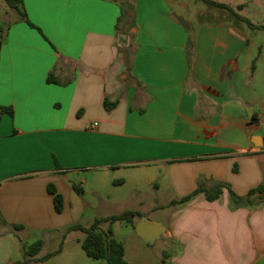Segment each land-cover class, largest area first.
Returning <instances> with one entry per match:
<instances>
[{"label":"crops","instance_id":"obj_1","mask_svg":"<svg viewBox=\"0 0 264 264\" xmlns=\"http://www.w3.org/2000/svg\"><path fill=\"white\" fill-rule=\"evenodd\" d=\"M9 8L0 30V264L32 262L22 255L31 243L16 233L60 232L80 197L73 185L88 176L106 202L141 203L144 185L165 194L149 211L167 219L136 222L167 228L161 239L173 252L158 264H264V201L230 205V192L264 186V57L245 30L225 19L194 28L172 0H137L128 12L106 0H22L24 16ZM126 184L122 197L104 194ZM198 187L221 194L174 203Z\"/></svg>","mask_w":264,"mask_h":264},{"label":"rangeland","instance_id":"obj_2","mask_svg":"<svg viewBox=\"0 0 264 264\" xmlns=\"http://www.w3.org/2000/svg\"><path fill=\"white\" fill-rule=\"evenodd\" d=\"M111 3H118L127 12L134 8L137 0H106ZM174 11L181 16L184 21L196 28L201 24H209L219 19H225L238 27L245 30L250 39L251 48H255V53H261L264 57V32L251 28L245 21L240 20L234 13L229 10L213 6L205 3L203 0H172ZM222 4H226L235 9L236 13L246 18L252 24H264V0H210ZM178 3L185 4L182 11ZM241 5L242 10L237 7ZM10 8L5 0H0V30L5 31L8 24L12 22V18H8ZM11 13V12H10ZM263 64V65H262ZM261 64V71L264 73V60ZM263 134V133H262ZM91 175V174H90ZM86 185H83L84 194L80 195L77 201L73 203L74 210L71 216H65L62 219L65 227L60 231H52V233H42L39 231L16 233L17 238L34 243L38 240L43 241L44 247L38 256L45 257L50 253H54L62 245V253L54 254L52 257L39 262H28L26 264H106L103 259H93L88 257L81 248L80 242L85 238L82 231L67 230L74 224H81L88 228L96 218L108 217L120 214L125 211L137 210L142 216H147L149 220H154L164 215V211L151 212V206L156 204H165V194H155L153 189L148 186H142L144 193L142 194V202H136L134 198H128L125 201L106 202L100 200L91 192L92 176H88ZM78 185L81 183L78 182ZM112 187V186H111ZM131 185L126 184L121 187H112L104 189V194H118L122 197L128 193ZM152 191H151V190ZM116 196V195H115ZM167 213V212H166ZM165 214L164 219H167ZM139 217H133V223L115 222L114 224L102 223L100 231H106L109 227L112 230V237L123 244L125 248V259L128 264H158L161 262L163 253H172L173 248L169 246L164 239L156 241L151 245L136 234V222ZM24 241V242H25ZM165 259V257H164Z\"/></svg>","mask_w":264,"mask_h":264},{"label":"trees","instance_id":"obj_3","mask_svg":"<svg viewBox=\"0 0 264 264\" xmlns=\"http://www.w3.org/2000/svg\"><path fill=\"white\" fill-rule=\"evenodd\" d=\"M7 5L19 12H21L22 16H24V12L21 11L22 0H5ZM205 3L211 4L216 7H220L234 13L240 20L245 21L251 28L256 30H261L264 32V24L255 25L248 21L246 18L242 17L238 13H236L235 9L226 4L203 0ZM238 10H242V6L239 5L237 7ZM33 26L32 24H29ZM114 103L105 102V108L110 110L113 107ZM73 189L79 195L83 194V188L81 185L74 184ZM49 192L53 194L55 209L58 213H61L63 210V200L62 196L55 191L54 188H49ZM203 192L206 196V199L209 201H214L219 198L221 194V187H213V188H205L198 187L191 194L182 197L179 201H175V204H184L190 201L193 197H195L198 193ZM256 194H259L257 199H253ZM264 201V186H259L250 190L246 196H238L233 192H230V205L232 208L240 207V206H251L256 207L259 203ZM138 216L141 218V213L137 211H125L120 214L111 215L103 218H96L90 227L86 228L81 224H74L70 226L67 230L69 231H82L85 233V238L80 242L81 248L85 252V254L93 259H103L106 264H128L125 260V248L123 244L116 241L112 237V230L109 227L106 231H100V225L102 223L114 224L115 222H126L133 223V217ZM16 230H22L23 227L16 225ZM22 241V240H20ZM62 243L58 250L54 253H50L46 255L43 259H38V255L40 254L43 241L38 240L29 245L22 243V255L26 261H41L47 258L52 257L54 254L61 252ZM14 264H23V262H16Z\"/></svg>","mask_w":264,"mask_h":264},{"label":"water","instance_id":"obj_4","mask_svg":"<svg viewBox=\"0 0 264 264\" xmlns=\"http://www.w3.org/2000/svg\"><path fill=\"white\" fill-rule=\"evenodd\" d=\"M260 139V138H259ZM254 145H258L253 142ZM136 234L145 242L154 245L165 234L167 228L164 225L151 223L147 220H141L136 224Z\"/></svg>","mask_w":264,"mask_h":264},{"label":"built area","instance_id":"obj_5","mask_svg":"<svg viewBox=\"0 0 264 264\" xmlns=\"http://www.w3.org/2000/svg\"><path fill=\"white\" fill-rule=\"evenodd\" d=\"M93 125H94V126H97V123H94Z\"/></svg>","mask_w":264,"mask_h":264}]
</instances>
